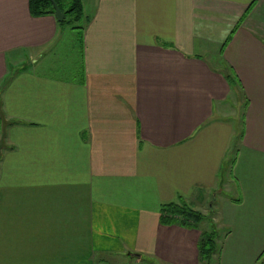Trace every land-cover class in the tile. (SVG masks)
<instances>
[{
	"label": "crops",
	"instance_id": "obj_1",
	"mask_svg": "<svg viewBox=\"0 0 264 264\" xmlns=\"http://www.w3.org/2000/svg\"><path fill=\"white\" fill-rule=\"evenodd\" d=\"M81 3L69 80L67 28L0 0V264H199L206 231L161 224L181 201L259 264L264 0Z\"/></svg>",
	"mask_w": 264,
	"mask_h": 264
},
{
	"label": "trees",
	"instance_id": "obj_2",
	"mask_svg": "<svg viewBox=\"0 0 264 264\" xmlns=\"http://www.w3.org/2000/svg\"><path fill=\"white\" fill-rule=\"evenodd\" d=\"M54 1L65 15V20L59 23V26L63 29L71 27L76 30H82V27L77 25L85 18L81 0ZM29 11L35 18L55 16L51 0H29ZM205 218L200 212L192 209L183 201L163 206L161 209V224L163 226L178 225L187 229L196 227L198 229ZM218 238V230L203 232L201 234L198 245L199 262L201 264H211L213 256L217 253Z\"/></svg>",
	"mask_w": 264,
	"mask_h": 264
},
{
	"label": "rangeland",
	"instance_id": "obj_3",
	"mask_svg": "<svg viewBox=\"0 0 264 264\" xmlns=\"http://www.w3.org/2000/svg\"><path fill=\"white\" fill-rule=\"evenodd\" d=\"M79 24L80 23H78L77 25H79ZM64 36L66 38L65 42H66L67 46L70 47V49H71V54H72L71 59L72 60L71 59H67L65 53L63 54L64 59L66 60V63H69V64H65V65L57 67L56 70L57 69H62V71L65 72V74H62L61 73L62 71H61L57 76L59 78H63V79L74 80V78L76 79L79 76L80 71H81V60H82L81 42H80L79 35L72 28H67L66 31H65V35ZM68 47L66 48L67 50H68ZM235 154H236V151H235ZM234 159H235V157L233 155L232 156V161L233 162H234ZM231 165H233V163ZM231 188L233 189V186H231ZM222 196L224 197V195H222ZM228 196H230V193H228ZM231 196H232V193H231ZM224 199H228V201L231 200L230 198H224ZM212 204H213V201L209 202L208 206L210 207V206H212ZM214 206H215V208H217L218 205L216 204ZM209 207H204L205 215H204V213L202 214L200 212L206 218L201 223L203 226L202 227L199 226L198 229H200L202 232L203 231L211 232L213 230H218L219 231V238L217 240V253L215 254V256H213L211 264H221L219 259H218V257L220 258V256L224 253V252H222V250H223L222 249V243L224 241L225 235L228 234V230L227 229H223V228H219L217 225H215V222H213V220H212L213 219V216H212L213 213L210 214ZM192 229H196L197 230V227L196 228H192ZM224 256H225V253H224ZM144 262L150 264L152 261L145 258ZM231 262H235L236 264H241V263H243V260L238 258V257H236L235 259H232ZM199 264H201V263L199 262ZM259 264H264V259L261 262H259Z\"/></svg>",
	"mask_w": 264,
	"mask_h": 264
},
{
	"label": "water",
	"instance_id": "obj_4",
	"mask_svg": "<svg viewBox=\"0 0 264 264\" xmlns=\"http://www.w3.org/2000/svg\"><path fill=\"white\" fill-rule=\"evenodd\" d=\"M51 3L55 11V18L59 23H62L65 20L64 13L62 12L59 5L54 0H51Z\"/></svg>",
	"mask_w": 264,
	"mask_h": 264
}]
</instances>
